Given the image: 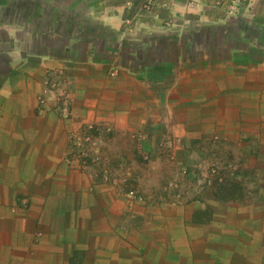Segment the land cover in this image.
Returning <instances> with one entry per match:
<instances>
[{
    "label": "crops",
    "instance_id": "crops-1",
    "mask_svg": "<svg viewBox=\"0 0 264 264\" xmlns=\"http://www.w3.org/2000/svg\"><path fill=\"white\" fill-rule=\"evenodd\" d=\"M133 133L258 182L158 197ZM0 264H264V0H0Z\"/></svg>",
    "mask_w": 264,
    "mask_h": 264
},
{
    "label": "rangeland",
    "instance_id": "rangeland-1",
    "mask_svg": "<svg viewBox=\"0 0 264 264\" xmlns=\"http://www.w3.org/2000/svg\"><path fill=\"white\" fill-rule=\"evenodd\" d=\"M89 124H85L77 133L74 143L75 150L73 151L76 155L77 164L81 167L80 169L84 170L90 169L94 164L98 165L100 160V152L98 149L101 147V137L112 133V129L109 126L92 124V128H90L88 126ZM132 136L131 139L135 140L136 145L140 146L139 158H137L138 165L144 170H147L148 167H158L159 176L154 182V187L159 191L158 197L164 198L167 196L175 198L177 197L175 194L177 195L179 191L184 190L187 186L193 191H200L204 186L213 187L212 182L214 179H217L219 184H228L230 193L232 192V195L239 196L241 195V193H239L241 189L245 191V189L247 190L248 187H250L251 190L255 185L254 183L258 182L257 179L251 177V171H248L246 167H241L239 161L233 159L234 155L229 156V147L215 145L218 148L217 152L221 153L220 155H223V158L219 157L220 155L213 157L209 154L198 158L196 151H194L192 155L185 153L188 160L186 163L182 164L180 159H178L181 149H177L173 145L172 139L167 137V135L164 137L162 136V138L155 143V155L159 159L151 156L150 153L142 148V143L147 140L146 136L142 137L137 133H133ZM191 148L196 150L197 147ZM211 149L216 150L215 147H211ZM212 150L205 149L208 153H211ZM254 164L259 169H262V162ZM161 173H163V175ZM232 176L233 178L236 176L238 177L234 178L235 180L226 182V178H232ZM102 178L104 182H110V176L107 173H105ZM113 180H115V183H119L117 178ZM119 180L121 184L126 183L124 176L119 178ZM139 183L144 185L143 182ZM239 198L244 197L242 196Z\"/></svg>",
    "mask_w": 264,
    "mask_h": 264
},
{
    "label": "built area",
    "instance_id": "built-area-1",
    "mask_svg": "<svg viewBox=\"0 0 264 264\" xmlns=\"http://www.w3.org/2000/svg\"><path fill=\"white\" fill-rule=\"evenodd\" d=\"M216 6L226 4V16L232 17L238 10L243 0H214ZM92 128V124L88 125Z\"/></svg>",
    "mask_w": 264,
    "mask_h": 264
}]
</instances>
